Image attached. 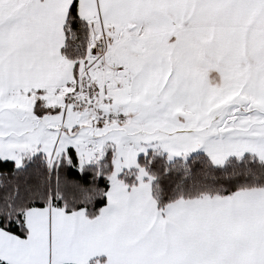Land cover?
<instances>
[{
  "label": "snow or ice",
  "instance_id": "1",
  "mask_svg": "<svg viewBox=\"0 0 264 264\" xmlns=\"http://www.w3.org/2000/svg\"><path fill=\"white\" fill-rule=\"evenodd\" d=\"M0 264H264V0H0Z\"/></svg>",
  "mask_w": 264,
  "mask_h": 264
}]
</instances>
